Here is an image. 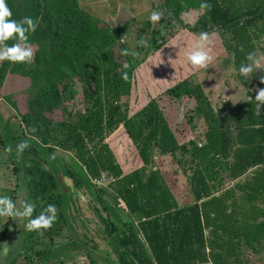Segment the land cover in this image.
<instances>
[{
    "label": "trees",
    "instance_id": "trees-1",
    "mask_svg": "<svg viewBox=\"0 0 264 264\" xmlns=\"http://www.w3.org/2000/svg\"><path fill=\"white\" fill-rule=\"evenodd\" d=\"M6 3L13 19L31 17L38 27L29 34L35 53L31 63L0 62V88L10 74L26 79L33 92L25 100L19 127L0 117V147L14 175L13 193L21 189L23 197L37 205L33 217L42 207L55 205L57 219L42 235L24 229L14 255L4 264H14L19 256L45 264L49 251L35 250L39 237L51 243L64 231L73 238L80 201L92 202L87 207L101 224L102 252L94 234L84 235L88 241L76 245L88 264H247L246 252L264 247V107L257 114L254 100L257 90L264 89V65L249 76L238 75V69L248 63L250 52L264 57V0H168L162 6L163 17L166 12L170 16L152 30L150 52L178 31L192 37L217 32L212 44L215 41L230 62L246 97L234 105H213L196 82L182 79L167 87L162 94L176 102L191 100L188 118L203 124L200 137L185 143L177 142L156 99L148 98L128 114L134 71L149 55L136 57L126 48L120 30L124 22L110 25L95 19L80 9L78 0ZM201 3L211 9H200ZM73 84L79 89V109L68 110ZM10 96L0 95V100L15 109ZM54 111H60V118L52 117ZM119 125L141 163L127 173L105 143ZM33 126L38 139L30 140V147L17 158L15 147L21 141L16 139H27L26 128ZM8 146L11 153L5 151ZM163 157L187 174L190 198L183 204L155 168L153 158ZM52 158L63 163L61 175L71 189L62 190L58 184V170L49 165ZM106 202L119 206L125 220L108 218ZM81 220L86 234V221Z\"/></svg>",
    "mask_w": 264,
    "mask_h": 264
},
{
    "label": "rangeland",
    "instance_id": "rangeland-1",
    "mask_svg": "<svg viewBox=\"0 0 264 264\" xmlns=\"http://www.w3.org/2000/svg\"><path fill=\"white\" fill-rule=\"evenodd\" d=\"M168 0H78L81 10L90 14L95 19L104 21L110 25H118L123 34L126 48L129 51L136 52V57H142L148 54L147 60L141 65L137 66L134 71L133 82L129 91L127 99L128 114H132L142 107L148 98L157 100L164 118L168 125L172 128L178 143L187 142L190 139L199 138L203 124L199 119H189V111L192 107V101L189 99H182L179 102L168 99L162 92L176 82L187 79L188 81L196 82L200 85L203 91L208 95V99L213 105L221 104V102H228L229 105L242 102L246 99L244 89L238 80H235L232 75V66L230 62L226 61L222 56L221 48L214 43L211 47V54L213 61L206 69H193L188 72L185 68L184 52L190 46L193 37L186 31H178L164 46H162L155 53L150 52L149 37L152 30L159 28L160 23L165 22L167 17L153 23L149 16L153 10L165 12L162 6L167 5ZM154 6V7H153ZM157 7V9H155ZM169 15V16H168ZM140 41L144 43L141 44ZM138 47L134 51V47ZM140 46V47H139ZM220 55V56H219ZM218 56V58H217ZM260 58V67L264 65V57L257 54ZM259 69L254 70L256 72ZM28 83L26 79L8 74L0 88V95L11 94V100L14 102L15 109L9 106L8 102L0 100V117L2 120L7 119L11 125L18 126V118L20 113L25 110V100L33 93L28 90ZM74 98L67 104V109H79V89L77 84H73ZM60 111H54L52 117L54 119L60 118ZM120 130V131H119ZM17 131V130H16ZM25 140L24 137L16 139V142ZM9 141L5 142L7 145ZM105 143L110 148L118 166L121 171L127 173L129 171L138 169L141 166L139 159L136 156L133 146L125 136L122 127L112 132L106 139ZM0 147V196L13 197L15 201L23 197L22 190L19 189L13 193L14 175L9 170L10 163L5 158ZM49 165L57 169L55 177L58 184L61 185L62 190L65 187L72 188L71 183L64 174L63 163L58 159H49ZM156 162L155 168L160 171L164 182L169 187L173 196L177 199L179 204H183L190 198L188 193L187 174L182 172L178 165L170 159V157H163L161 159L153 158ZM154 169V168H153ZM106 181V180H105ZM84 196L85 202L89 200L88 196L80 192ZM69 202V201H68ZM67 202V203H68ZM110 208L111 215L108 218L114 220L119 218L121 221L125 220V216L119 210V206H112L106 202ZM89 206L92 202L88 201ZM87 203L80 201L79 219L76 218L75 233L73 238H69L66 232H62L60 236L54 238L51 243L44 236H40V242L35 247V250L47 249L49 257L45 260V264H88L81 250L76 248L77 243L87 242L85 237H93L98 243L99 250L102 252L103 246L100 241L101 224L95 212L89 209ZM81 215V216H80ZM81 218L85 219L87 227L86 234L81 231ZM78 219V220H77ZM26 220H12L7 217H0V250L8 248V252L0 256V262L4 264L7 258L12 257L15 253V246L21 240L24 234V224ZM81 228V229H80ZM92 232L91 234L89 233ZM85 235V237H84ZM81 240V241H80ZM94 240V241H95ZM81 251V252H80ZM102 254V253H101ZM247 264H264V247L256 253L246 252ZM32 256V255H31ZM33 258V257H30ZM26 261V263H25ZM38 264L32 259L24 260V257L19 256L15 259L14 264ZM100 264V263H99Z\"/></svg>",
    "mask_w": 264,
    "mask_h": 264
},
{
    "label": "clouds",
    "instance_id": "clouds-1",
    "mask_svg": "<svg viewBox=\"0 0 264 264\" xmlns=\"http://www.w3.org/2000/svg\"><path fill=\"white\" fill-rule=\"evenodd\" d=\"M200 9L210 10L211 5L208 3H201ZM12 11L9 8L6 0H0V62L8 61L11 63H31L34 59V50L29 43V34L34 33L38 27V21L31 17H23L20 20L12 18ZM163 12L153 10L149 19L153 23L159 22L163 17ZM218 33L200 32L193 34V40L190 46L184 52L185 68L188 72L193 69H206L213 61L214 57L211 54V47L213 38ZM14 40L15 42L9 45L7 42ZM143 44V41H140ZM123 55H127V50H124ZM248 63H242L238 69V75L249 76L253 73L254 68L259 69L260 58L255 52H250L246 56ZM260 82L264 84V76L261 77ZM251 99V97H249ZM257 114L264 107V89H259L255 95ZM37 131L36 127L26 128L27 139L18 143L15 147V153L19 158L23 152L30 147V140L38 139L34 133ZM5 151L11 153L13 151L11 146L5 148ZM37 205L28 201L27 199L18 198L13 200L9 196H0V217H7L12 220H26L24 224L25 231L38 232L43 234L42 230L50 229L57 219V209L55 205L48 204L42 207L38 215L33 217ZM4 254L8 252V248H4Z\"/></svg>",
    "mask_w": 264,
    "mask_h": 264
},
{
    "label": "built area",
    "instance_id": "built-area-1",
    "mask_svg": "<svg viewBox=\"0 0 264 264\" xmlns=\"http://www.w3.org/2000/svg\"><path fill=\"white\" fill-rule=\"evenodd\" d=\"M197 146L199 147V146H200V143H198ZM102 180H103V177H102L100 180H97V181L95 182V184H100V183L102 182Z\"/></svg>",
    "mask_w": 264,
    "mask_h": 264
},
{
    "label": "crops",
    "instance_id": "crops-1",
    "mask_svg": "<svg viewBox=\"0 0 264 264\" xmlns=\"http://www.w3.org/2000/svg\"><path fill=\"white\" fill-rule=\"evenodd\" d=\"M126 136V135H125Z\"/></svg>",
    "mask_w": 264,
    "mask_h": 264
}]
</instances>
